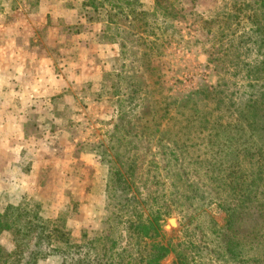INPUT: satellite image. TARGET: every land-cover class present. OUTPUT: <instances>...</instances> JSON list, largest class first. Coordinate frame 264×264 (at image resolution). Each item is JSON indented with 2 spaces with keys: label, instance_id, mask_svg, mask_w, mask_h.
<instances>
[{
  "label": "rangeland",
  "instance_id": "374dc122",
  "mask_svg": "<svg viewBox=\"0 0 264 264\" xmlns=\"http://www.w3.org/2000/svg\"><path fill=\"white\" fill-rule=\"evenodd\" d=\"M109 1L66 0L74 10L65 25L66 10L52 21L39 14L40 0H0V25L12 29L1 43L17 44L27 67L32 57L53 68L59 83L51 93L29 92L24 108L0 106V209L21 205L48 226L49 254L36 264H76L84 251L102 256L103 246L112 264H144L153 242L185 240L170 170L176 158L222 167L205 121L236 120L251 92L248 71L264 54L235 0H160L171 14L156 21L154 0ZM44 7L53 8L51 0ZM3 99L24 100L5 90ZM115 152L122 173L133 167L127 181L136 202L121 210L107 191ZM155 211L160 235L136 237V223L153 220ZM208 212L224 224L214 204ZM0 245L13 248L8 232ZM173 261L169 252L159 264Z\"/></svg>",
  "mask_w": 264,
  "mask_h": 264
},
{
  "label": "trees",
  "instance_id": "16d2710c",
  "mask_svg": "<svg viewBox=\"0 0 264 264\" xmlns=\"http://www.w3.org/2000/svg\"><path fill=\"white\" fill-rule=\"evenodd\" d=\"M89 1L87 3L93 5ZM109 2L112 6L117 4L116 0ZM129 5L127 3V7ZM237 6L243 7L252 32L256 33L253 42L263 44L264 0H235L233 7ZM94 10L98 7L94 6ZM166 13L171 14V10L168 11L160 0H154L153 20ZM259 57L248 71L249 77L254 76L250 80L253 81L251 92L236 120L228 123L218 119L205 121L212 125L204 127L208 145L215 150L212 157L222 156V167H212L208 159L195 160V166L190 167L185 165L186 159L176 158V165L170 170V194L184 212L185 240L165 245L153 242L144 264H159L169 252L174 254V264H264V54ZM203 97L207 99L209 95ZM195 100L190 102L195 103ZM196 101L203 100L197 98ZM220 103L222 100L218 99L216 104ZM193 108L197 107L193 104ZM113 137L118 138L114 134ZM115 156L117 162L110 166L107 191L109 197H115L121 210L122 206L127 208L136 202L127 181L133 167H127L122 173V167L116 165L121 163L122 156L118 152ZM212 204L224 214L222 226L217 225L208 212ZM160 220V213L155 211L153 220L138 221L135 229L140 233L136 237H158ZM47 227L36 211L21 205L3 206L0 209V236L8 232L13 248L8 250L0 245V264H36L40 257L49 254L43 249L51 241ZM109 238L105 235L101 240L110 243L112 251ZM94 242L91 240L88 244ZM87 253L84 251V257L78 258L76 264H112L107 261L110 256L105 246L102 256L88 258Z\"/></svg>",
  "mask_w": 264,
  "mask_h": 264
},
{
  "label": "crops",
  "instance_id": "0c3cea01",
  "mask_svg": "<svg viewBox=\"0 0 264 264\" xmlns=\"http://www.w3.org/2000/svg\"><path fill=\"white\" fill-rule=\"evenodd\" d=\"M47 0H40V4L37 6L39 14L45 16L49 14L50 16H53L52 21H57V14L62 11L66 10L64 19L65 22H63L65 25L72 22V11L74 10L69 5L66 0H51L53 4V8L49 7L45 8L44 3ZM59 11V12H58ZM67 22V23H66ZM52 27V26H51ZM55 27V26H54ZM15 30H18L16 28ZM12 29L10 26H3L0 25V40L3 41L4 37L7 35L12 34ZM20 34V33H19ZM19 36V35H16ZM17 39V38H16ZM0 41V92L3 90L14 92L16 95H19L23 97L24 100H18V101H11L9 99H3L0 101L1 107H10L14 108V105H17V103H20L21 106L24 108L26 105L24 104V101H28V94L29 92H35L46 94L47 92H53L55 89V85L58 86L59 83L56 77L53 74V68L48 67V65H45V63H42L41 65L38 64V60H34V58L31 57V59L34 62H31L30 66L27 67L24 64V59H29L28 57L22 56L23 54H17L20 47L17 44H10L9 42H6L5 45H3ZM7 41V40H6ZM16 41H19L16 40ZM23 41V40H22ZM14 46V47H12ZM14 65V69L11 71L12 66ZM6 66V68H5ZM33 84V88H31V91H28V89L24 88V86L28 83ZM29 84V85H30ZM28 85V86H29ZM59 87V86H58ZM9 112L6 111V118L8 120L9 118Z\"/></svg>",
  "mask_w": 264,
  "mask_h": 264
},
{
  "label": "water",
  "instance_id": "95a60500",
  "mask_svg": "<svg viewBox=\"0 0 264 264\" xmlns=\"http://www.w3.org/2000/svg\"><path fill=\"white\" fill-rule=\"evenodd\" d=\"M170 223H171L172 225H175V219H171V220H170Z\"/></svg>",
  "mask_w": 264,
  "mask_h": 264
}]
</instances>
